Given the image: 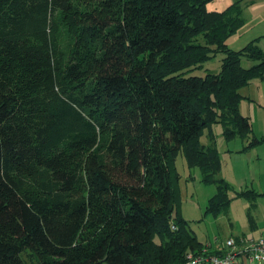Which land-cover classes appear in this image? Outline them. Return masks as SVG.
I'll return each instance as SVG.
<instances>
[{"label":"trees","instance_id":"16d2710c","mask_svg":"<svg viewBox=\"0 0 264 264\" xmlns=\"http://www.w3.org/2000/svg\"><path fill=\"white\" fill-rule=\"evenodd\" d=\"M210 1L0 0V264H184L201 252L173 215L175 158L216 185L206 212H223L233 188L200 136L213 123L226 139L252 134L239 89L264 79L254 41L227 46L242 0ZM217 52V73L186 75Z\"/></svg>","mask_w":264,"mask_h":264},{"label":"crops","instance_id":"0c3cea01","mask_svg":"<svg viewBox=\"0 0 264 264\" xmlns=\"http://www.w3.org/2000/svg\"><path fill=\"white\" fill-rule=\"evenodd\" d=\"M215 8L214 10L223 9L219 6ZM241 8L244 22L228 37L227 46L232 50H238L248 42L254 41L264 52V0H242ZM239 92L242 98L238 109L242 115L249 118L252 105L260 110V114H264V79L251 81L240 87ZM262 135L264 137V133ZM253 136L256 137L255 134ZM248 137L249 143L252 136ZM262 141L249 147L245 145L243 148L229 150L232 160L238 164L230 167L231 173L224 174V171L221 173L223 179L233 188L228 207L217 215L225 218L226 236L223 239L242 236L264 238V147H260ZM221 170L222 168L219 172ZM246 191L249 194H245Z\"/></svg>","mask_w":264,"mask_h":264},{"label":"rangeland","instance_id":"374dc122","mask_svg":"<svg viewBox=\"0 0 264 264\" xmlns=\"http://www.w3.org/2000/svg\"><path fill=\"white\" fill-rule=\"evenodd\" d=\"M93 1L97 2L98 0ZM230 2L231 0H211L206 4V8L208 10L216 9L215 6L225 8ZM93 27L90 20V33H93ZM222 56V53L217 52L203 64L202 68L189 71L186 75L202 76L206 72L217 73ZM251 63L247 59L242 60L243 67H247ZM250 114L249 120L252 124V134L250 135L253 136L255 134L258 139L263 140L260 147H264V137L262 135L264 133V114H260V110L256 109L254 105H252ZM248 138L236 135L230 139H226L220 123L206 126L200 136V143L206 146H213L217 150L222 168L217 177L223 178L221 176L222 171H224V174L227 172L228 174L231 173L230 167L238 163L232 160L229 150L245 147L248 144ZM175 167L177 178L172 184L176 191L178 207L174 204L173 215H176L178 212L189 223L190 229L194 231L198 240L203 242V244L214 243L216 237L223 239L226 236L224 231L225 218L206 212L208 200L216 192V185L203 182L200 169L198 167H188L181 151L178 152L175 158Z\"/></svg>","mask_w":264,"mask_h":264},{"label":"built area","instance_id":"2783aa9c","mask_svg":"<svg viewBox=\"0 0 264 264\" xmlns=\"http://www.w3.org/2000/svg\"><path fill=\"white\" fill-rule=\"evenodd\" d=\"M262 262L264 263V238L242 236L225 239L216 237L214 243L203 244L201 252H188L184 264H259Z\"/></svg>","mask_w":264,"mask_h":264}]
</instances>
